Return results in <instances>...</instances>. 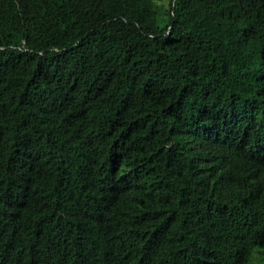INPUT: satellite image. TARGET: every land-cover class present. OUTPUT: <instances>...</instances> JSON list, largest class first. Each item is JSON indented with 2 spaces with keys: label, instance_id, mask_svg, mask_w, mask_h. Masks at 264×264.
<instances>
[{
  "label": "trees",
  "instance_id": "16d2710c",
  "mask_svg": "<svg viewBox=\"0 0 264 264\" xmlns=\"http://www.w3.org/2000/svg\"><path fill=\"white\" fill-rule=\"evenodd\" d=\"M0 0V264H262L264 0Z\"/></svg>",
  "mask_w": 264,
  "mask_h": 264
},
{
  "label": "rangeland",
  "instance_id": "374dc122",
  "mask_svg": "<svg viewBox=\"0 0 264 264\" xmlns=\"http://www.w3.org/2000/svg\"><path fill=\"white\" fill-rule=\"evenodd\" d=\"M155 10L157 11V25L163 26L166 22L167 16L165 14V10L168 7L169 0H152ZM264 257V256H262ZM256 262H262L264 264V260H260L258 255H255Z\"/></svg>",
  "mask_w": 264,
  "mask_h": 264
}]
</instances>
